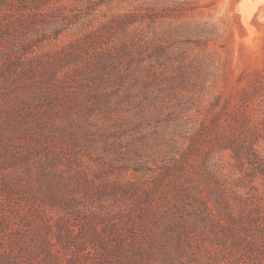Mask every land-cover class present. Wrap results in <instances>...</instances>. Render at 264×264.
<instances>
[{
	"label": "trees",
	"instance_id": "16d2710c",
	"mask_svg": "<svg viewBox=\"0 0 264 264\" xmlns=\"http://www.w3.org/2000/svg\"><path fill=\"white\" fill-rule=\"evenodd\" d=\"M124 18L129 24L131 16ZM38 19L23 10L15 17L0 13V139L22 122L38 124L46 108L92 106V113L94 107L102 113L104 85L117 78L140 93L135 84L144 54L147 82L155 83L154 76L160 82L151 94L143 80L140 95L154 103L140 104L137 113L142 119L153 114L159 123L148 130L142 122L110 141V174L96 179L71 164L65 175L60 166L32 170V145L0 142V264H264V72L254 71L233 100L193 124L184 95L198 76L186 72L193 59L146 40L136 26L119 46L86 62L91 86L78 83L73 69L59 79L50 67L45 78L15 83L27 60L36 73V59L17 54L31 49L39 33L31 24ZM148 31L158 37L153 27ZM84 135L92 138L88 129ZM67 160L77 161L76 155Z\"/></svg>",
	"mask_w": 264,
	"mask_h": 264
},
{
	"label": "rangeland",
	"instance_id": "374dc122",
	"mask_svg": "<svg viewBox=\"0 0 264 264\" xmlns=\"http://www.w3.org/2000/svg\"><path fill=\"white\" fill-rule=\"evenodd\" d=\"M7 1L11 2L0 5V13L15 17L23 10L25 14L34 13L39 17L31 24L39 29L31 49L17 54L22 60L36 59L33 60L36 73L31 74L27 69L30 62L27 60L26 69H20L22 63L16 69L15 83L40 76L45 78L48 76L45 69L50 67L59 79L73 69L75 74L80 73L78 83L91 86L92 80L84 74L86 62H94L100 53L119 46L127 39L126 31L136 26L144 37H149L146 40L168 45L167 49L173 54L180 51L185 61L193 59L186 65L189 69L186 72L198 76L184 93L193 124L206 120L226 101L233 100L245 85V78L254 71L264 72V0H44L43 3L28 0L25 7L17 0ZM127 14L131 16L129 24V18H124ZM150 26L158 37L150 35ZM79 45L84 48L82 54ZM65 54L70 60H66ZM146 56L143 55L139 65L141 80L135 84L140 93L131 91V83L126 79L106 82V98L99 105L102 113H98L96 107L92 113V106L76 111L46 108L38 124L22 122L14 133L0 139L1 144L10 140L19 143L17 146L32 145L35 150L29 161L32 170L37 164H43L44 168L60 166L61 175L74 166H80L82 169L77 170H85L93 179L100 174H110L112 148L109 142L132 132L142 122L147 123L148 130L159 123L153 114L142 119L137 113L141 110L140 104L154 103L149 95L143 98L140 95L144 92L143 80L148 81ZM154 80L155 83L147 82L151 94L157 93L160 82L155 76ZM84 91L87 94L89 90L84 86ZM133 96L138 97L139 103L133 101ZM46 103L41 100L38 104L44 109ZM169 118L165 116L166 120ZM85 129L91 132L90 141L85 138ZM89 144L92 147L88 152L85 146ZM53 152L63 153L66 160L59 161ZM75 155L77 161L67 160ZM112 172H117V177L121 178V170L113 167ZM57 211L49 214L50 218H57Z\"/></svg>",
	"mask_w": 264,
	"mask_h": 264
}]
</instances>
